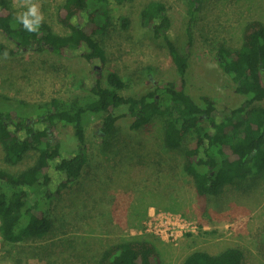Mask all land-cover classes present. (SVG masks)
<instances>
[{
  "label": "rangeland",
  "instance_id": "rangeland-1",
  "mask_svg": "<svg viewBox=\"0 0 264 264\" xmlns=\"http://www.w3.org/2000/svg\"><path fill=\"white\" fill-rule=\"evenodd\" d=\"M63 1L12 0V5L17 15L30 4L38 5L37 18L45 20L55 32L67 33L68 28L55 15ZM91 1L92 8L81 13L76 23L85 24L92 10L98 13L99 21L104 20L103 2ZM149 1L105 0L107 23L94 34L106 52L105 64L97 58L87 61L83 57L89 49L85 44L61 54L27 50L13 57L0 56L1 100L16 113L32 118L35 107L53 97L91 95L100 69L115 70L125 78L126 94L141 95L162 79L180 85L165 41L154 38L141 21L140 11ZM160 1L171 19L168 34L179 50L188 54L184 89L199 103L201 96L211 97L216 103L214 114L221 119L246 97L235 91V83L219 67L217 47L237 48L248 22L264 23V0H202L192 22L189 46L188 0ZM124 18L130 21L128 28L122 25ZM0 42L14 46L2 31ZM43 125L39 123L38 127ZM128 125L127 118L121 119L113 137L105 140L99 119L87 122L86 165L76 181L43 204L53 226L50 238L10 243L0 234V264H98L100 253L110 243L143 234H154L162 240L159 249L163 264H180L196 249L216 254L230 246L242 248V264H264V173L251 177L245 187H225L217 197L198 195L192 176L183 170L182 152L164 146L162 120L149 124L140 138L132 135ZM193 139L190 135L185 145ZM52 140L60 143L65 156L77 146L71 125L59 123ZM2 156L0 144V168L23 169L34 163L31 156L21 164L8 166ZM49 172L54 188L62 175L56 172L54 163ZM150 212L179 215L191 222L188 228L194 230H182L176 239H164V235L148 230Z\"/></svg>",
  "mask_w": 264,
  "mask_h": 264
},
{
  "label": "trees",
  "instance_id": "trees-1",
  "mask_svg": "<svg viewBox=\"0 0 264 264\" xmlns=\"http://www.w3.org/2000/svg\"><path fill=\"white\" fill-rule=\"evenodd\" d=\"M98 1L104 3L101 4L104 20L99 21L98 13L96 16L92 10L93 15L83 24L75 20L92 8V1L64 0L56 7L55 15L69 31L57 33L41 19L37 31H27L17 19L19 15L13 9L12 0H0V31L14 42V46L0 42V56L13 57L27 50L61 54L65 49H78L85 44L89 49L83 57L87 61L97 58L105 64L106 52L94 34L106 26L108 8L105 0ZM201 1L188 0V46L193 40L192 22ZM140 18L154 38L165 41L180 85L162 79L136 96L125 93L128 81L117 71L100 69L91 95L77 94L69 99L53 97L35 107L32 118L16 113L0 95L3 162L16 166L31 156L34 158V163L23 169L0 168V234L6 242L50 238L53 226L43 204L79 178L88 161L85 131L91 118L99 119L105 140L113 137L123 118H127L128 130L137 137L149 124L162 120L165 148L182 152L183 170L192 176L196 192L201 196L217 197L227 186L245 187L251 177L264 173V23L248 22L237 48L217 47L215 57L219 67L235 83V91L246 97L241 105L218 119L214 114L216 103L211 97L203 95L199 103L184 89L189 71L188 54L182 53L168 34L171 19L165 3L150 0L141 9ZM122 25L128 28L129 19L124 18ZM39 123L44 125L38 127ZM59 123L71 125L77 139L76 149L67 156L60 143L52 140ZM190 135L194 141L185 145ZM51 163L62 175L54 188L49 172ZM159 243L162 240L154 234L124 238L106 246L97 262L163 264ZM243 259L242 248L230 246L216 254L193 250L180 264H242Z\"/></svg>",
  "mask_w": 264,
  "mask_h": 264
},
{
  "label": "built area",
  "instance_id": "built-area-1",
  "mask_svg": "<svg viewBox=\"0 0 264 264\" xmlns=\"http://www.w3.org/2000/svg\"><path fill=\"white\" fill-rule=\"evenodd\" d=\"M167 215H170L169 218ZM174 215L168 213H151L150 212V219L147 222L148 230L154 231L156 234L164 235V239L167 237H172V239H176L177 235H179L182 230L193 231L192 229L189 230V226L192 224L191 222L186 221L179 215ZM163 218L167 220L163 222Z\"/></svg>",
  "mask_w": 264,
  "mask_h": 264
},
{
  "label": "clouds",
  "instance_id": "clouds-1",
  "mask_svg": "<svg viewBox=\"0 0 264 264\" xmlns=\"http://www.w3.org/2000/svg\"><path fill=\"white\" fill-rule=\"evenodd\" d=\"M39 7L36 4H30L27 10L17 17L23 27L29 32H35L40 25V19L37 18ZM7 55V53H5Z\"/></svg>",
  "mask_w": 264,
  "mask_h": 264
}]
</instances>
